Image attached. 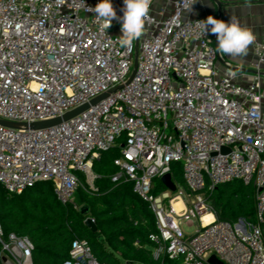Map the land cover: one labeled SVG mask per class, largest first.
<instances>
[{
    "label": "built area",
    "instance_id": "1",
    "mask_svg": "<svg viewBox=\"0 0 264 264\" xmlns=\"http://www.w3.org/2000/svg\"><path fill=\"white\" fill-rule=\"evenodd\" d=\"M155 1L131 78L136 40L127 48L118 44V20L101 28L87 10L100 0H0V119L21 124H0V185L21 193L50 180L57 199L72 203L81 185L76 172L94 183V161L118 145L111 179L132 182L153 210L155 260L213 264L216 256L223 264H264V37L254 43L255 72L243 83L219 59L216 36L204 34L207 17L186 16L199 0H173L161 16ZM111 3L122 17L124 0ZM55 118L62 120L31 126ZM174 162L182 165V185ZM167 173L174 191L161 180ZM156 180L164 190L155 192ZM235 180L257 190L255 223L218 220L205 197ZM195 223L193 233L184 231ZM33 249L29 237L6 235L0 223V264H33ZM63 264L105 263L77 238Z\"/></svg>",
    "mask_w": 264,
    "mask_h": 264
},
{
    "label": "trees",
    "instance_id": "2",
    "mask_svg": "<svg viewBox=\"0 0 264 264\" xmlns=\"http://www.w3.org/2000/svg\"><path fill=\"white\" fill-rule=\"evenodd\" d=\"M118 147L100 153L92 167L95 188L80 185L72 203L62 204L57 199L50 180L39 181L21 193L8 192L0 185V223L6 235L15 233L31 239L33 264H63L77 238L89 242L101 263L176 264L166 256L161 261L153 257L154 244L149 236L158 229L149 203L133 191L132 182L111 179L117 171L114 159L120 155V150L113 149ZM172 172L177 183L184 184L181 163L174 162ZM79 178L82 183L84 177ZM164 189L162 185L159 190ZM256 193L251 183L235 180L219 185L205 197L218 220L234 223L242 218L255 223ZM83 206L88 208L86 214L81 211ZM87 217L95 219V232L86 226Z\"/></svg>",
    "mask_w": 264,
    "mask_h": 264
},
{
    "label": "clouds",
    "instance_id": "3",
    "mask_svg": "<svg viewBox=\"0 0 264 264\" xmlns=\"http://www.w3.org/2000/svg\"><path fill=\"white\" fill-rule=\"evenodd\" d=\"M152 3L153 0H124L122 17L117 16L111 0H100L94 8L89 7L87 10L96 14L103 30L109 29L113 20H118L121 23L122 35L117 38V42L120 46L127 48L144 34ZM187 10L190 11L191 7ZM201 27L205 35L210 32L216 36L218 53L227 54L233 58L246 56L250 45L255 40L253 33L242 27L235 15L231 16L228 22L210 15L203 20Z\"/></svg>",
    "mask_w": 264,
    "mask_h": 264
},
{
    "label": "crops",
    "instance_id": "4",
    "mask_svg": "<svg viewBox=\"0 0 264 264\" xmlns=\"http://www.w3.org/2000/svg\"><path fill=\"white\" fill-rule=\"evenodd\" d=\"M173 0H156L154 5V12H159L160 16L163 14L159 10L165 8L163 15H167L172 10ZM213 16L216 19L228 22L230 17L235 15L242 27L249 29L255 40L250 45L248 53L244 57L233 58L227 54L221 55L219 59L229 62L236 69L238 80L247 83L252 79L255 72L253 65L256 61L254 53V43L264 37V0H219V4L215 0H199L195 8L188 11L187 17H208ZM217 39L214 42L216 47ZM222 62L219 60L218 67H222ZM262 82L264 89V66L262 68ZM126 262V261H123Z\"/></svg>",
    "mask_w": 264,
    "mask_h": 264
},
{
    "label": "water",
    "instance_id": "5",
    "mask_svg": "<svg viewBox=\"0 0 264 264\" xmlns=\"http://www.w3.org/2000/svg\"><path fill=\"white\" fill-rule=\"evenodd\" d=\"M215 2H217L219 4V0H215ZM138 47H139V39L135 41V64H134V69H133V73L131 78L133 77L134 73H135V69H136V61H137V54H138ZM216 48H217V42H216ZM130 78V79H131ZM104 96V95H102ZM102 96L98 97L97 99H95L93 102L97 101L99 98H101ZM85 106H82L76 110H73L71 112H68L66 115H64L63 119H67L73 115H75L76 113L80 112L81 110H83ZM62 120V118H55V119H51V120H46V121H39L36 122L34 124H32L31 126L34 128H43V127H47V126H51L54 125L56 123H59ZM0 124L5 125V126H9V127H19L21 126V124L19 123H15V122H11V121H6V120H2L0 119ZM26 125V124H25ZM229 149L224 148L223 151L226 152ZM161 180L163 181V183L165 184V186L167 188H169L170 190L174 191L176 189V185L175 183L172 181L171 179V174L167 173L164 176H162ZM87 206H83L81 208L82 213H87ZM85 224L87 227H89L93 232H95L97 230V225L95 223V221L91 218V217H87L85 219ZM209 261L213 264H223V262L218 259L216 256H212Z\"/></svg>",
    "mask_w": 264,
    "mask_h": 264
},
{
    "label": "rangeland",
    "instance_id": "6",
    "mask_svg": "<svg viewBox=\"0 0 264 264\" xmlns=\"http://www.w3.org/2000/svg\"><path fill=\"white\" fill-rule=\"evenodd\" d=\"M131 71H132V69H131ZM113 150H117L118 151L119 147L118 148H114ZM76 173L79 176L82 175L84 177V181H82V183H81V187L82 188H84V187L85 188H90L91 184L92 185L94 184L93 182L89 183V180L86 181V176H85L84 173H82L80 171H77ZM155 184H156V191L155 192H159L160 191L159 189H161L163 184L161 185V182L159 180H156ZM94 186H95V184H94ZM76 200H77V198H76ZM183 229L187 233H193L197 229V223H195V225H192V226H183ZM176 264H177V262H176Z\"/></svg>",
    "mask_w": 264,
    "mask_h": 264
},
{
    "label": "bare ground",
    "instance_id": "7",
    "mask_svg": "<svg viewBox=\"0 0 264 264\" xmlns=\"http://www.w3.org/2000/svg\"><path fill=\"white\" fill-rule=\"evenodd\" d=\"M211 218H212V215L211 214H207V215H205L204 220L206 222H208Z\"/></svg>",
    "mask_w": 264,
    "mask_h": 264
}]
</instances>
